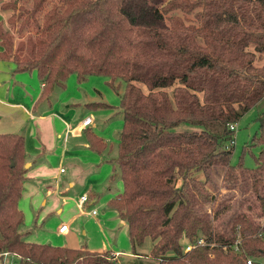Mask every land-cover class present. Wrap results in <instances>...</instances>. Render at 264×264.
<instances>
[{
    "label": "trees",
    "instance_id": "trees-1",
    "mask_svg": "<svg viewBox=\"0 0 264 264\" xmlns=\"http://www.w3.org/2000/svg\"><path fill=\"white\" fill-rule=\"evenodd\" d=\"M0 11L10 12L0 18V59L13 73L36 71L38 99L71 74L79 83L107 77L118 93L114 165L123 190L108 205L127 225L133 251L149 238L159 264H264V110L255 116V167L231 164L228 146L239 118L264 97V0H0ZM133 82L158 92L140 103ZM173 86L174 104L160 90ZM87 138L105 149L93 133ZM25 165L24 136L0 134V254L15 256L9 264H116L106 253L24 239ZM216 168L223 187L252 193L250 214L234 210L233 194L216 202ZM200 235L206 245L184 252Z\"/></svg>",
    "mask_w": 264,
    "mask_h": 264
},
{
    "label": "crops",
    "instance_id": "crops-1",
    "mask_svg": "<svg viewBox=\"0 0 264 264\" xmlns=\"http://www.w3.org/2000/svg\"><path fill=\"white\" fill-rule=\"evenodd\" d=\"M13 68L11 61L0 59V134L18 133L24 136L25 163L28 167L19 202L26 197L32 207L36 205L38 208L41 201L39 212L56 214L52 223H45L47 232L38 236L26 235L24 239L31 243L82 248L93 253L107 252L116 264H136L139 260L141 264H158L150 252L139 251L142 246L132 250L128 232L124 231L127 242L124 246L119 243L118 232H114L117 225L127 230L117 212L108 205L123 189L114 165L123 124L120 108L115 111L113 108L116 106L112 104L105 108L91 106L93 102L105 101L95 100L98 95L84 92L82 87L80 93L73 90L75 94H67L68 86L74 87L75 74L68 76L62 90L55 89L47 99L40 100L42 83L36 71L13 73ZM94 76H88L86 80ZM103 78L107 83L109 78ZM138 84L141 83H132L131 96L139 91L145 101L158 92L148 91L147 88L144 91L136 86ZM86 117H90L91 122L83 125ZM88 131L106 143L105 149L97 152L89 146ZM82 195H86L87 199L79 207L76 199ZM25 207V202L19 204L23 212ZM62 225H67V228L60 232ZM71 225L74 233L70 232ZM81 228L80 238L68 237L75 233L79 235ZM108 233L113 240H109ZM42 234L48 236L42 239ZM120 256L129 259L123 263L119 261Z\"/></svg>",
    "mask_w": 264,
    "mask_h": 264
},
{
    "label": "rangeland",
    "instance_id": "rangeland-1",
    "mask_svg": "<svg viewBox=\"0 0 264 264\" xmlns=\"http://www.w3.org/2000/svg\"><path fill=\"white\" fill-rule=\"evenodd\" d=\"M9 13H10L9 11H0V18H2L3 20H6L7 17L10 15ZM16 42H17V39L15 38L14 43L16 44ZM263 62H264V58L259 62V64H261ZM94 77L95 78H88L83 83L82 82L79 83L77 81V78H75L74 79V87L71 88V86H68L69 90H68V92H66V91L65 92L67 94H70V93L75 94V92L73 90L78 91L80 93L81 87L85 88L83 90L84 92H88L91 95H93V94L98 95L97 98H94L95 100L100 99V100L105 101V103L112 104L113 106L115 105L116 107L113 109H115V111H118V108H119L117 106V104L119 102L118 93L115 92L106 83V80L103 77H96V76H94ZM66 81H65V83H67ZM175 85H177V84H175ZM136 86H140L145 91L146 87L144 85L141 86V84L140 85L138 84ZM173 88H174V86L170 87V88H166V90H163L168 95L169 103H172V104H174L173 97H172ZM58 90H62V89L59 88ZM136 93H137V91L134 92L133 96H135ZM6 94H7V92H6ZM146 100L144 101V99L140 98L139 102L140 103L145 102L146 104H148L151 99L150 100L146 99ZM98 108H105V107H98ZM85 109H87V108H85ZM85 109H83V110H85ZM83 110L78 109V111H83ZM262 110H264V97L255 106L250 108L247 112H245L239 118V120L237 122L238 127L236 130L235 141L233 144L228 143V146L231 145L233 148L232 149L233 152H232V156H231V164H235L239 161H242L244 166L247 168H254L255 167V161H254L253 155L259 154V152L261 150V146L260 145L251 146V143H252V138L257 133V129H258L257 122L255 120V116L258 114V112H260ZM116 115H117V113L114 115L115 116L114 118L117 117ZM0 125H2V124H0ZM243 148H244V152H242ZM223 174H224V171L222 168H216L211 174L212 183L210 185L214 186V188H212L211 190H212V193L214 191V193H215L214 195H217L216 202H218L224 198H227V196H226L227 194H233V196L231 198H229L228 201H229V203L234 204V210H236L238 212H245L247 214H250V212L245 211L244 207L248 203H252V204L254 203L255 207L257 206L256 200H254V196L252 195V193L249 192L247 194L240 195L237 193V191L226 189L225 187H223V180H222ZM118 178H119V180H121L120 177H118ZM120 189H122V187H120ZM21 197L22 196H20V199H21ZM20 199H19V201H20ZM22 202L23 203L25 202V204H26V207L24 209L25 212H23L21 210L23 213V216H24V220H23L24 222L20 226V231L22 233H25L23 235V237H25L26 235L29 236L30 234H31L30 236H33V235L38 236V235H41V233L47 232V230L44 229V225L47 222L52 223V221H53L52 218L54 216H56V214L55 213L39 212V210L41 208V206H40L41 201L39 203L38 208L36 207V205H33V207H32L30 202L26 200V197H23L21 203L19 202V204L22 205ZM216 202H215V205H216ZM239 203H243V204L240 206ZM211 207H212L211 205L206 204L205 210L207 212H209V209H211ZM37 213H38V216H37ZM40 224L42 225V228L40 227ZM125 227L127 229V225ZM82 231H83V229L81 228L79 230V235H76V233H75V235L68 236V237L69 238H73V237L74 238H80V236H81L80 234ZM124 231L127 232V230H125L124 227H120L119 225L116 226V231H114V232H118L119 243L122 244L123 246L127 244L126 236H125L126 234ZM70 232L74 233L73 225H71ZM45 235L48 236V234H44V235L42 234V236H43L42 239L46 238ZM107 235H108L109 240L110 239L113 240V237H111L112 235H110L109 233ZM199 237L203 238V235H200ZM104 242L109 244V242L105 239H104ZM151 246H152V242L149 238H147L144 241L142 247L139 249V251L148 253L151 250ZM105 253L107 256H110V253H107V252H105ZM144 254H146V253H144ZM12 257H15V256H12L10 254V255H8L6 260L1 259L0 264H9L13 260ZM128 259L129 258L127 256H120L119 257V261L123 262V263L127 262ZM154 260L157 261L155 263L159 264V261L157 259H154ZM154 260L153 261L151 260V261L154 262ZM139 261H141V260H139ZM139 261L136 264H141V262H139Z\"/></svg>",
    "mask_w": 264,
    "mask_h": 264
},
{
    "label": "built area",
    "instance_id": "built-area-1",
    "mask_svg": "<svg viewBox=\"0 0 264 264\" xmlns=\"http://www.w3.org/2000/svg\"><path fill=\"white\" fill-rule=\"evenodd\" d=\"M90 122H91L90 117H86L85 119H83L82 124L83 125H88V124H90ZM230 129L236 130V123L230 124ZM230 143L233 144L234 141H230ZM61 171H63V169H61ZM86 199H87L86 195L80 196L79 198L76 199L77 205L79 207H81L82 204L86 201ZM66 228H67V225H62L61 227H59V231L63 232L64 230H66ZM204 245H206L205 239L202 238V237H198L195 241L185 243L184 252H187V251L191 250L192 248H194L196 246H204ZM223 248H224L225 251H227V248L225 246ZM233 249H234V251H238L239 250L237 245H234ZM8 255H10V253L3 252V253L0 254V258H2L3 260H6ZM246 263L250 264L251 263V259H247Z\"/></svg>",
    "mask_w": 264,
    "mask_h": 264
},
{
    "label": "water",
    "instance_id": "water-1",
    "mask_svg": "<svg viewBox=\"0 0 264 264\" xmlns=\"http://www.w3.org/2000/svg\"><path fill=\"white\" fill-rule=\"evenodd\" d=\"M11 165H13V162H11ZM25 167L27 168V167H28V165L26 164V165H25Z\"/></svg>",
    "mask_w": 264,
    "mask_h": 264
}]
</instances>
